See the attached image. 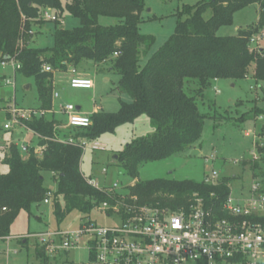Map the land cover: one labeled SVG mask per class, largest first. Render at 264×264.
Returning a JSON list of instances; mask_svg holds the SVG:
<instances>
[{
	"label": "trees",
	"instance_id": "16d2710c",
	"mask_svg": "<svg viewBox=\"0 0 264 264\" xmlns=\"http://www.w3.org/2000/svg\"><path fill=\"white\" fill-rule=\"evenodd\" d=\"M144 1L70 0L63 5L61 0H0V63L13 60L20 66L15 72L34 80L40 103L38 110L52 111L54 74L77 71L83 61L106 65L120 76L119 91L128 101L120 100L116 113L91 114L90 126L75 131L73 137L98 140L147 116L153 132L131 141L114 156L118 166L133 180L137 179L141 165L165 160L195 146L205 119L196 96L202 95L212 82L243 80L251 68L253 78L264 81V52L251 48V39L264 30V0H199L195 5L183 6L177 14L174 33L140 67L141 58L155 43L152 36L139 32L144 21ZM251 6L257 7L258 19L254 25L239 29L235 36L216 35L220 27L232 24L236 12ZM45 10H50L58 20L67 14L80 25L63 29L56 23L59 21H54L53 46L36 48L31 45L32 29L50 23L41 19ZM208 12L210 16L205 18ZM103 16L116 19L117 24L99 25L98 19ZM44 66L50 71H44ZM188 80L197 81L196 94L186 92ZM23 124L39 136L37 146L43 148V153L38 158L34 148L27 146V155L23 156L13 142H6L5 149L0 151V167L7 168L6 173L0 172L1 239L10 236V228L19 213L30 214L52 192L43 186L44 173L51 174L56 184L52 207L57 226L73 211L89 216L102 203H116L115 194L99 192L84 181L80 148L53 141L54 119L46 115ZM4 132L7 131L0 127V141ZM70 132L66 131L64 136ZM258 152L264 154V148ZM232 182L231 177H221L217 185L203 181H135L126 191L139 205L169 208L174 212L188 210L196 196L202 199L206 209L216 212L217 218L231 219L220 207ZM252 221L264 225L263 216L253 217ZM23 241L27 243L26 238ZM36 247L39 264H50L42 248Z\"/></svg>",
	"mask_w": 264,
	"mask_h": 264
},
{
	"label": "rangeland",
	"instance_id": "374dc122",
	"mask_svg": "<svg viewBox=\"0 0 264 264\" xmlns=\"http://www.w3.org/2000/svg\"><path fill=\"white\" fill-rule=\"evenodd\" d=\"M63 5L70 0H61ZM199 0H145L142 13L143 22L139 25L142 35H149L155 39L154 45L148 54L141 58L139 66L142 67L153 53L174 33L177 14L183 6L195 5ZM52 13V12H51ZM210 16V12L205 18ZM255 11L253 7L236 12L232 24L220 27L218 37L235 36L239 29L243 30L255 24ZM56 22L63 29H73L80 25L79 21L67 14ZM101 26H113L117 20L109 17H99ZM254 23V24H253ZM55 23H41L32 29L31 45L36 48H50L53 46V29ZM260 49H264V40L258 42ZM255 48V45H251ZM76 75L91 79L94 84L92 90H72L68 87L69 74L55 73L53 90L60 94L58 100L65 104L70 103L82 115H91L94 109L101 113H116L119 110V101H128L120 94V76L106 65L89 64L83 61ZM14 83L6 85L5 81ZM186 92L196 94L197 81L185 82ZM62 99V100H61ZM198 108L205 116L201 138L193 148L174 155L162 161L143 164L138 169L137 179L133 180L118 166L114 159L117 152L131 141L150 135L153 127L147 116L137 118L133 123L117 128L114 134H105L99 142L106 145L105 152H93L86 149L80 162V172L84 178L94 180L100 187L119 184V193L126 191L135 181L145 182L153 180L169 181H195L202 182L212 171L218 173L219 178H233L232 195L241 194L246 197L254 180L264 182V154L258 149L264 148V81H256L249 75L236 82L230 80H217L204 90L202 95L196 96ZM55 109L58 101L55 100ZM17 108H39L37 88L32 78H27L14 72L12 63L5 67L0 65V127L6 123L5 109L10 104ZM64 104V105H65ZM258 111V112H257ZM255 113H257L255 115ZM16 128L4 132L3 140L6 142H26L30 147L37 148L38 139L32 133L25 131L20 134ZM72 132V131H71ZM246 133L248 135H246ZM12 134L13 137L11 136ZM6 139V140H5ZM194 151L197 154L192 155ZM23 156L27 155L22 152ZM253 164L256 167L253 169ZM102 169L106 174H102ZM1 173H6V166L0 167ZM43 186L50 191L56 190L55 181L49 173L42 174ZM61 201V200H60ZM91 222L102 226L110 225L112 221L94 209L89 216L76 211L71 212L66 219L57 226L51 205L40 204L34 206L31 213L21 212L10 228V236L0 238V264H39L35 249L37 248L36 235L54 230L64 232L76 231L81 224ZM20 235H30L27 243L20 241ZM8 239V241H7ZM87 242L86 238L80 241V247ZM64 264H84L87 261L86 251L78 249L70 251L63 256ZM56 263H58L56 261ZM50 264L52 262L50 261Z\"/></svg>",
	"mask_w": 264,
	"mask_h": 264
},
{
	"label": "built area",
	"instance_id": "2783aa9c",
	"mask_svg": "<svg viewBox=\"0 0 264 264\" xmlns=\"http://www.w3.org/2000/svg\"><path fill=\"white\" fill-rule=\"evenodd\" d=\"M41 19L58 21L50 10L43 11ZM263 39L264 31L251 39V45L258 49V42ZM10 62L14 72L19 69L20 66L13 60ZM10 62H1L0 65L5 67ZM43 70L49 72L50 68L44 66ZM68 73L70 89H93L91 79L76 75L74 69ZM5 84L14 88V83L9 80ZM57 97L58 94L53 92L52 99ZM5 113L8 118L2 126L4 130L19 128L27 132L31 131L24 122L48 114L41 110L20 109L14 103L6 107ZM61 113L66 122L60 129L72 132L67 137H60L56 133L59 128L54 127L53 141L78 147L82 152L86 149L106 151V146L96 140H77L73 137L75 131L90 126L89 116L80 114L70 103L61 107ZM4 149L5 145L0 146V151ZM20 149L23 153L27 152L26 146L21 145ZM42 153L43 148L34 150L38 158L42 157ZM102 174H106L105 169H102ZM83 179L95 190L117 196L113 205L105 202L96 207L112 224L98 226L86 222L76 231L54 230L36 235L37 245L52 264H64L63 256L78 249L86 251L87 261L84 264H264V225L252 221L253 217H264V182L254 180L246 197L241 192L233 197L232 186L229 185V194L220 211L231 219H219L216 212L206 209L202 199L196 196H193L188 210L174 212L169 208L139 205L127 191L118 192L120 186L117 182L100 187L92 179ZM219 180L218 173L212 171L203 182L217 185ZM52 195L48 192L43 204L51 205ZM128 200L129 203L126 202ZM82 238H86L87 242L80 247Z\"/></svg>",
	"mask_w": 264,
	"mask_h": 264
},
{
	"label": "crops",
	"instance_id": "0c3cea01",
	"mask_svg": "<svg viewBox=\"0 0 264 264\" xmlns=\"http://www.w3.org/2000/svg\"><path fill=\"white\" fill-rule=\"evenodd\" d=\"M251 7H253V9H254V11H255V17H256V19H255V23L257 22V19H258V14H257V7L256 6H251ZM250 8V7H249ZM254 24V23H253ZM264 31V30H263ZM264 40V39H263ZM33 42V40L31 41V43ZM259 46V45H258ZM260 48V47H259ZM263 50V52H264V49H262ZM67 74H69V73H67ZM252 75H253V73H252ZM69 78H70V74H69ZM93 87H94V84H93ZM53 92H55V93H57L58 94V97L57 98H55V100L57 99V101H58V109L56 110L55 109V101H54V99H52V111L51 112H49L48 114H47V116H50L52 119H54V121L56 122V124L54 125V127H57V128H59V130H57V135L58 136H60V137H62V136H64L65 134H66V131L67 130H61L60 128L62 127V126H64V124H65V122H66V118H65V116L61 113V107L62 106H64V102L63 101H60V100H58L60 97V94L58 93V92H56L55 91V89L53 90ZM62 100V99H61ZM67 104H69V103H67ZM66 105V104H65ZM78 108V110H80V108L79 107H77ZM29 109H34V110H38V108L37 109H35V108H29ZM263 111H264V109H263ZM96 112H98V109H94V111L92 112V114L93 113H96ZM6 114V113H5ZM87 116H90V115H87ZM263 117H264V115H263ZM19 131V133L20 134H22L21 132H23V131H25V132H27L26 130H23V129H18ZM28 133V132H27ZM29 133H32V132H29ZM33 134V133H32ZM13 135L14 134H12L11 136L13 137ZM35 135V134H34ZM246 135H248L247 133H246ZM36 136V135H35ZM6 140V139H5ZM99 140V139H98ZM98 140H96V141H98ZM12 142V141H11ZM99 142V141H98ZM100 143V142H99ZM6 144V143H5ZM4 143L3 144H0V146H4L5 145ZM14 144H16V145H18V143H15L14 142ZM21 145H23V146H28V147H30L28 144H26V142H21V144L19 145V147L21 146ZM105 145V144H104ZM106 146V145H105ZM37 148H39L38 146H37ZM37 148H34V150H36ZM22 153V152H21ZM134 184V183H133ZM132 184V185H133ZM240 192H242V191H240ZM27 236H29V235H20L19 237H20V241H21V243H23V244H25V242L23 241V239L24 238H26V239H28L27 238Z\"/></svg>",
	"mask_w": 264,
	"mask_h": 264
},
{
	"label": "water",
	"instance_id": "95a60500",
	"mask_svg": "<svg viewBox=\"0 0 264 264\" xmlns=\"http://www.w3.org/2000/svg\"><path fill=\"white\" fill-rule=\"evenodd\" d=\"M89 63L92 64L91 61H90ZM77 109H78V108H77ZM195 154H197V151H194V152L192 153V155H195Z\"/></svg>",
	"mask_w": 264,
	"mask_h": 264
}]
</instances>
